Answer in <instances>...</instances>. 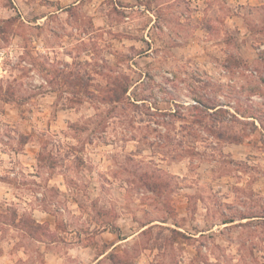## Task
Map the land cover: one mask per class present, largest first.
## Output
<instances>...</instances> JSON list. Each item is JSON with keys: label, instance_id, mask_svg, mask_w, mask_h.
I'll return each mask as SVG.
<instances>
[{"label": "rangeland", "instance_id": "rangeland-1", "mask_svg": "<svg viewBox=\"0 0 264 264\" xmlns=\"http://www.w3.org/2000/svg\"><path fill=\"white\" fill-rule=\"evenodd\" d=\"M0 264H264V0H0Z\"/></svg>", "mask_w": 264, "mask_h": 264}]
</instances>
